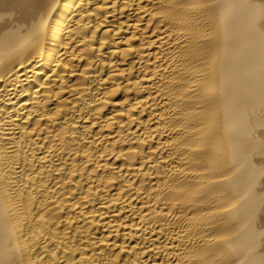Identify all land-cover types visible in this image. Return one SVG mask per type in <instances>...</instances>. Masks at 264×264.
Segmentation results:
<instances>
[{
	"label": "bare ground",
	"instance_id": "obj_1",
	"mask_svg": "<svg viewBox=\"0 0 264 264\" xmlns=\"http://www.w3.org/2000/svg\"><path fill=\"white\" fill-rule=\"evenodd\" d=\"M0 264H264V0H0Z\"/></svg>",
	"mask_w": 264,
	"mask_h": 264
}]
</instances>
